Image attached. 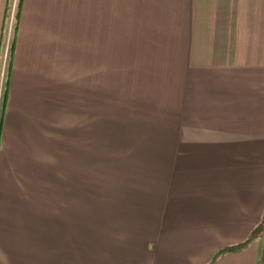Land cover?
<instances>
[{
    "label": "crops",
    "instance_id": "0c3cea01",
    "mask_svg": "<svg viewBox=\"0 0 264 264\" xmlns=\"http://www.w3.org/2000/svg\"><path fill=\"white\" fill-rule=\"evenodd\" d=\"M263 213L264 0H21L0 264H261Z\"/></svg>",
    "mask_w": 264,
    "mask_h": 264
},
{
    "label": "trees",
    "instance_id": "16d2710c",
    "mask_svg": "<svg viewBox=\"0 0 264 264\" xmlns=\"http://www.w3.org/2000/svg\"><path fill=\"white\" fill-rule=\"evenodd\" d=\"M20 2L21 0H14V10H13V30L11 32V36L14 35V32H15V29H16V25H15V20L17 22V18H18V12H19V6H20ZM9 8L11 10V4L8 5L7 7V14H6V20L9 18L8 16V11H9ZM4 36H5V33H4ZM12 48H13V40L11 39V42L10 44L8 45V43L6 44V50H7V53H8V66H9V63H10V56H11V52H12ZM254 239H261L263 242H264V213L262 215V219H261V222L260 224L252 231L250 237L242 244L236 246V247H232V248H228L226 251H231V250H237L238 248H241L243 246H245L248 242L254 240ZM261 264H264V255L261 259Z\"/></svg>",
    "mask_w": 264,
    "mask_h": 264
},
{
    "label": "rangeland",
    "instance_id": "374dc122",
    "mask_svg": "<svg viewBox=\"0 0 264 264\" xmlns=\"http://www.w3.org/2000/svg\"><path fill=\"white\" fill-rule=\"evenodd\" d=\"M10 4H11V10L9 8V11H8V16L9 18L6 20V23H5V27H4V33H5V36H4V40H3V46H4V56L5 58L2 60V64H1V77H3V75L6 77V73L8 71V53H7V50H6V44L8 43V45L10 44L11 42V39L13 40V37L14 35L11 36V32L13 30V10H14V0H10ZM15 25H16V20H15ZM3 53V49H2V52ZM10 59V58H9ZM5 71V72H4Z\"/></svg>",
    "mask_w": 264,
    "mask_h": 264
}]
</instances>
